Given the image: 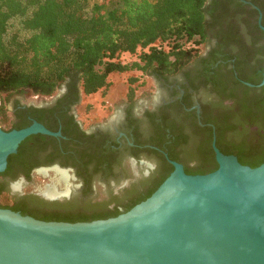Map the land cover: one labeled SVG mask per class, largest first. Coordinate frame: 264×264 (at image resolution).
Returning <instances> with one entry per match:
<instances>
[{"label": "flooded vegetation", "instance_id": "flooded-vegetation-1", "mask_svg": "<svg viewBox=\"0 0 264 264\" xmlns=\"http://www.w3.org/2000/svg\"><path fill=\"white\" fill-rule=\"evenodd\" d=\"M258 2L264 7V0ZM213 4L209 0L208 5ZM256 8L262 13L264 26V10L253 0H217L218 25L210 29L208 42L190 65L174 76L155 77L160 88L156 97L149 102H130L127 96L108 120L97 121L96 113L89 115L87 105L81 114L86 96L81 90L76 98L66 84L53 96L40 97L42 101L37 104L25 103L21 97L14 98L15 94L7 97L14 129L37 122L61 136L38 134L26 146L22 158L28 170L19 172L15 180L3 176L1 181L14 196L34 195L49 203H61L58 209L62 213L95 218L126 213L128 207L171 175L174 167L170 161L181 164L188 175H201V168H209L202 148L209 146L211 136V147L214 138L217 144L215 122L223 118L233 129L238 123L243 88L233 82H247L239 78L236 64L244 76L263 79L264 31ZM224 34L232 38L223 42L219 35ZM259 137V127L248 123L245 128L238 126L234 134L227 131L221 143L241 146ZM57 170L68 174L67 183L59 181ZM51 175L54 180L39 187L37 194L13 191L12 183L19 180L22 188L33 177ZM51 184L67 192L53 201L43 197L42 189Z\"/></svg>", "mask_w": 264, "mask_h": 264}, {"label": "trees", "instance_id": "trees-1", "mask_svg": "<svg viewBox=\"0 0 264 264\" xmlns=\"http://www.w3.org/2000/svg\"><path fill=\"white\" fill-rule=\"evenodd\" d=\"M213 1L210 6L209 0H0L1 128L7 132L15 128L6 105L7 97L14 94L30 92L50 97L66 84L78 98L81 90L85 96L107 92L114 74L137 71L157 78L178 74L199 55L201 46L208 42L210 29L218 25L217 0ZM253 1L264 10L258 0ZM14 21H19L16 31ZM219 36L223 42L232 38L228 34ZM124 54L137 55L138 60L122 62ZM236 66L239 78L255 87L239 79L233 82L235 87L243 88L240 116L235 129L228 127L223 118L215 122L217 147L224 155L236 156L242 165L257 168L264 165V87H257L262 78L250 79L241 73L238 63ZM139 80H129L130 102L135 101L140 86L134 85ZM248 123L259 127V138L241 146L221 143L227 131L234 134L238 126L245 128ZM36 138H27L18 152L9 156L7 169L0 173V208L45 222H92L119 216V212L95 218L62 213L61 203H49L34 195H12L1 177L15 180L19 172L28 170L22 158L26 146ZM211 141L212 136L209 146L202 148L201 155L209 168H201V175L218 169ZM169 176L126 212L150 198Z\"/></svg>", "mask_w": 264, "mask_h": 264}, {"label": "water", "instance_id": "water-1", "mask_svg": "<svg viewBox=\"0 0 264 264\" xmlns=\"http://www.w3.org/2000/svg\"><path fill=\"white\" fill-rule=\"evenodd\" d=\"M38 134L61 136L37 122L9 132L0 127V173ZM213 150L216 171L188 175L170 161L174 171L158 190L117 217L45 222L0 208V264H264V165L224 155L216 138Z\"/></svg>", "mask_w": 264, "mask_h": 264}, {"label": "rangeland", "instance_id": "rangeland-1", "mask_svg": "<svg viewBox=\"0 0 264 264\" xmlns=\"http://www.w3.org/2000/svg\"><path fill=\"white\" fill-rule=\"evenodd\" d=\"M14 29L13 31H16L19 29V21H14ZM24 34V33H23ZM202 46L200 51H202ZM122 62L129 63L134 62L138 60L137 55H129L124 54L121 56L120 59ZM140 78L139 82L135 84V87H138L137 93H136V100L139 102H149L154 97L157 96V94L160 91V88L158 86V83L154 76L142 74L141 72H130L126 74H114L110 77L111 81V87L107 92H99L97 94H94L92 96H86L83 100V104L81 106V114H84L85 107L87 105V110L89 115H97V121H105L113 117L117 111L118 107H120L127 99L128 91H129V80L131 78ZM10 97V96H9ZM25 103H39L41 102V98H36L32 95L30 92H25L24 94L16 95L14 98H20ZM14 98H11L12 100ZM107 102H110V106L107 105ZM106 106V107H104ZM10 107V106H9ZM11 108V107H10ZM99 110V112H96ZM55 178L54 175H51L50 177L40 178L38 176L33 177L29 185H22L21 193L24 194H37L39 191V187H43L45 184L50 183V181H53ZM20 181V180H19ZM19 181L17 183H19ZM43 190V189H42ZM20 193V192H19Z\"/></svg>", "mask_w": 264, "mask_h": 264}, {"label": "bare ground", "instance_id": "bare-ground-1", "mask_svg": "<svg viewBox=\"0 0 264 264\" xmlns=\"http://www.w3.org/2000/svg\"><path fill=\"white\" fill-rule=\"evenodd\" d=\"M57 173H58V175H59V177H60V179H59V181H64V182H68V179H69V177H68V174L66 173V172H63V171H59V170H57ZM46 174H47V172H46ZM57 175V174H56ZM57 184H54V185H47L42 191L46 194V196H48V197H50V198H55V197H57V196H60L62 193H66L67 191H65V192H60L59 190H58V188H57V186H56ZM14 188L15 189H21V185H19V184H16L15 186H14ZM44 194V195H45Z\"/></svg>", "mask_w": 264, "mask_h": 264}, {"label": "built area", "instance_id": "built-area-1", "mask_svg": "<svg viewBox=\"0 0 264 264\" xmlns=\"http://www.w3.org/2000/svg\"><path fill=\"white\" fill-rule=\"evenodd\" d=\"M36 98H38L37 96H35Z\"/></svg>", "mask_w": 264, "mask_h": 264}]
</instances>
